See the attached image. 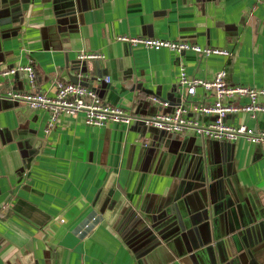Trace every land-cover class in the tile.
I'll return each mask as SVG.
<instances>
[{
  "label": "crops",
  "instance_id": "crops-1",
  "mask_svg": "<svg viewBox=\"0 0 264 264\" xmlns=\"http://www.w3.org/2000/svg\"><path fill=\"white\" fill-rule=\"evenodd\" d=\"M26 2L2 0L12 13L0 27V72L31 62L36 88L24 73L0 76V264H264L263 146L243 137L204 144L186 128L162 142L155 157L145 149L155 134L142 123L97 128L83 112L63 113L46 133L49 110L2 98L8 92L53 97L57 80L78 78L134 117L150 119L183 104L187 118L206 126L214 117L194 107L215 98L202 87L183 95L181 71L211 81L224 70L231 85L264 89V0ZM119 36L184 41L231 56L156 51ZM83 52L104 58L82 61L89 73L79 75ZM152 96L170 107L152 103ZM226 122L264 130V113ZM198 153L204 161L194 180ZM205 184L215 186V199L201 189ZM186 197L192 210L182 206V231L168 211ZM94 216L99 220L84 229Z\"/></svg>",
  "mask_w": 264,
  "mask_h": 264
},
{
  "label": "built area",
  "instance_id": "built-area-1",
  "mask_svg": "<svg viewBox=\"0 0 264 264\" xmlns=\"http://www.w3.org/2000/svg\"><path fill=\"white\" fill-rule=\"evenodd\" d=\"M118 41L129 44L130 46L144 47L151 50L169 49L177 54H183L187 51H193L204 57L211 55L231 56V52L226 49L215 47H201L184 41H169L161 39H150L142 37L119 36ZM79 60H100L104 55L99 53H81ZM24 73L29 79L31 87L36 88V72L34 65L30 62L28 65L3 70L0 76L7 77ZM97 82L103 81L100 78ZM106 83H110V78H105ZM179 86L183 95L194 96L198 87L204 88L210 92L215 100L211 104H198L194 108L204 116H213L214 120L206 126L200 127L197 121L187 118L188 108L186 105H179L174 108L172 113H162L146 120V125L154 127L157 130L167 133L183 132L186 128H194L198 134L208 140H217L221 142H234L239 138H246L253 144L264 147V130L251 128L247 125H230L226 122L229 116L239 113L249 114L256 118L258 114L264 113V104L260 98H264V89L251 88L244 85H231L227 82V72L222 70L218 72L211 81H205L198 78H190L182 69ZM248 99V103L239 104L240 99ZM4 99L11 101H23L32 109L49 110L51 120L46 128L49 133L55 126L58 117L65 113L74 116L80 112L85 113L88 126L102 128L109 122L123 123L130 126L138 121L134 116L126 113L123 109L106 103L98 94L95 88H89L79 83L56 81V94L50 97L44 93H16L8 92ZM150 101L163 107H170L167 101H163L157 96L150 97ZM99 220L94 216L90 223L84 229H89L92 222ZM82 231H80V234Z\"/></svg>",
  "mask_w": 264,
  "mask_h": 264
},
{
  "label": "water",
  "instance_id": "water-1",
  "mask_svg": "<svg viewBox=\"0 0 264 264\" xmlns=\"http://www.w3.org/2000/svg\"><path fill=\"white\" fill-rule=\"evenodd\" d=\"M28 4V6L31 4V3H35V0H27L26 2ZM11 13L12 11H8L7 10V7H5L3 4H2V0H0V27L1 26H4L6 23H4L3 21L6 19V18H11ZM78 64V63H77ZM76 71H79V75H84V74H88L89 73V70L87 68V65H86V62H82L80 67L78 66V68L75 69ZM96 73V72H95ZM97 74V73H96ZM72 83H79V84H82L84 86H88V84H84V83H81L79 81L78 78H74L72 80ZM2 98H4V96H2ZM164 101V100H163ZM173 108H172V112H173ZM138 119V121L136 122H139V123H142L146 126V129H145V132L147 133L148 131L149 132H153L155 134V138H154V145L151 147V148H145L147 150V152L149 153V155H157L160 151H161V146H162V142H167V144L169 142H171L172 140H175L177 134H173V133H167L165 131H160V130H157L156 128L154 127H149L146 125V120L145 118H141V117H135ZM204 139V138H203ZM205 141H208L207 139H204V144H205ZM156 157V156H155ZM155 157H152V160L155 159ZM190 157H188V155H186L185 157H183V161H182V166L185 167L189 161ZM204 161V153H198L196 154L195 158H194V162L192 164V175L194 176V180H196L195 178V175L197 174V171L199 170L200 166H201V163ZM29 163V161H28ZM24 168L20 170L19 174L21 175L23 172H24ZM196 173V174H195ZM192 176V178H193ZM205 188L201 187V189L203 191H207L210 195V193H212V200L215 199L214 195H213V192H214V188L215 186L213 184H210V185H204ZM184 205V207L188 210H192V205H190V199L189 197H186L185 199L182 200V202H179L178 204L175 205L174 208L170 209L168 211V213H171L173 215H176L177 219L179 220V225L181 227V230L184 231V227H183V222H182V218L184 216V213L182 211V206ZM238 215L241 219V222H242V225L243 226H247V221L245 219V215L244 213L242 212V209L240 206H238ZM147 239L146 238H143L141 240H139L140 243L144 242L145 240ZM235 243L236 245L239 247L241 245V242L239 240L238 237H235ZM151 238L148 240V243H151ZM150 245H148L149 247ZM149 264V263H148Z\"/></svg>",
  "mask_w": 264,
  "mask_h": 264
}]
</instances>
